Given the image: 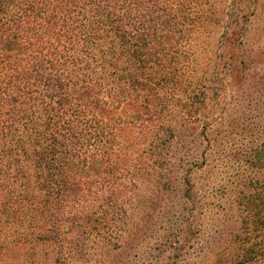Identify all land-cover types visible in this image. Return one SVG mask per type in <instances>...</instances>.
<instances>
[{"label":"trees","instance_id":"obj_1","mask_svg":"<svg viewBox=\"0 0 264 264\" xmlns=\"http://www.w3.org/2000/svg\"><path fill=\"white\" fill-rule=\"evenodd\" d=\"M199 2L0 0V222L17 227L21 264H44L40 248L63 245L65 227L83 235L94 225L98 237L116 239L118 197L131 181L134 149L145 134L136 133L135 123H150L151 101L168 85L176 87L181 46ZM258 4L235 0L227 15L222 65L228 78L237 74L234 53L245 63L246 43L231 38L259 22L248 12ZM234 119L229 115L214 133L206 130L210 154ZM248 183L241 207L253 226L260 188ZM259 184L261 196L264 180ZM76 253L63 246L54 264H77Z\"/></svg>","mask_w":264,"mask_h":264},{"label":"rangeland","instance_id":"obj_2","mask_svg":"<svg viewBox=\"0 0 264 264\" xmlns=\"http://www.w3.org/2000/svg\"><path fill=\"white\" fill-rule=\"evenodd\" d=\"M234 2L197 4L181 46L176 87L168 85L159 92L160 100L151 101L150 123H135L136 133L145 134L134 149L131 181L125 180L127 187L118 197L121 212L111 229L116 239L98 237L94 225L87 227V235L69 233L65 227L63 245L40 248L41 262L54 264L61 247L72 245L77 264H264V193L259 195L264 180V86L258 87L264 82V36L258 38L264 0L248 9L259 22L231 38L232 44L246 43L245 63L234 53L237 74L228 78L222 56ZM248 6L241 5V16ZM229 115L236 119L226 125L218 152L210 154L206 130L214 133ZM140 153H147L146 159ZM257 178L259 182L252 181ZM252 182L260 189L250 226L241 202L248 200L245 186ZM16 230L0 222V264L23 260Z\"/></svg>","mask_w":264,"mask_h":264}]
</instances>
